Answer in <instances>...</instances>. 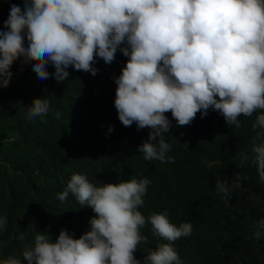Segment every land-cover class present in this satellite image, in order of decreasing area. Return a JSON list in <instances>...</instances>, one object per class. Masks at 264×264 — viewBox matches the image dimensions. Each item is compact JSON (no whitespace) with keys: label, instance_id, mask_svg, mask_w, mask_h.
Wrapping results in <instances>:
<instances>
[{"label":"clouds","instance_id":"9594fccd","mask_svg":"<svg viewBox=\"0 0 264 264\" xmlns=\"http://www.w3.org/2000/svg\"><path fill=\"white\" fill-rule=\"evenodd\" d=\"M23 3V11L11 6L6 31L0 30V88L9 86L19 59L31 63L40 80L51 75L62 82L69 67L90 76L105 70L108 112L125 127L151 130L137 149L148 161L165 162L171 149L162 135L171 126L167 116L184 127L212 109L227 125L247 122L241 158L235 151L231 167L206 160L195 184L170 181L164 206L155 209H145L147 179L119 182L121 177L94 186L84 175H72L58 199L65 202L71 193L95 218L78 239L66 230L54 242L37 233L34 246L22 253L27 264H187L197 215L232 203L226 215L241 208L256 213L244 241L264 244V193L257 187L264 185V0ZM48 110L47 100L35 99L27 119ZM6 223L0 216V229ZM141 242L149 244L141 249ZM2 264L21 261L9 257Z\"/></svg>","mask_w":264,"mask_h":264},{"label":"trees","instance_id":"16d2710c","mask_svg":"<svg viewBox=\"0 0 264 264\" xmlns=\"http://www.w3.org/2000/svg\"><path fill=\"white\" fill-rule=\"evenodd\" d=\"M14 4L23 11V0H0V30L6 31L3 25ZM46 70L55 71L51 65ZM10 71L9 86L0 88V216L7 220L0 229V264L9 257L27 264L22 253L34 246L37 233L49 234L53 242L61 230L73 239L86 233L83 217L92 209L82 207L71 193L65 202L58 199L74 174L84 175L94 186L114 184L113 179L121 177L125 178L119 182L147 179L145 209L150 210L157 204L164 206L170 181L195 184L206 160L231 167L235 151L237 158L244 153L237 150L244 147L247 122L241 121L240 127L227 125L222 115L210 109L209 115L196 116L184 127L167 116L171 126L162 135L172 145L166 160H145L137 149L151 130L125 127L108 112L105 70L90 76L69 67V76L62 82L51 75L40 80L32 64L19 59ZM35 99L47 100L49 110L29 121L28 107ZM257 187L264 193V185ZM233 206L221 204L197 215L187 264H264V244H250L243 238L251 230L255 211L241 208L226 215ZM140 234L150 240L147 231ZM141 244L144 249L149 242Z\"/></svg>","mask_w":264,"mask_h":264},{"label":"rangeland","instance_id":"374dc122","mask_svg":"<svg viewBox=\"0 0 264 264\" xmlns=\"http://www.w3.org/2000/svg\"><path fill=\"white\" fill-rule=\"evenodd\" d=\"M92 218H95V215H94V216H84V217H83V220L89 222L90 219H92Z\"/></svg>","mask_w":264,"mask_h":264}]
</instances>
